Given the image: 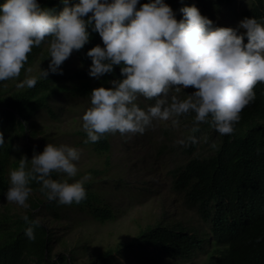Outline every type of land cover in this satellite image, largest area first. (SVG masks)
Returning <instances> with one entry per match:
<instances>
[{"label": "clouds", "instance_id": "1", "mask_svg": "<svg viewBox=\"0 0 264 264\" xmlns=\"http://www.w3.org/2000/svg\"><path fill=\"white\" fill-rule=\"evenodd\" d=\"M56 12L40 0L0 2V82L18 77L34 46L47 45L49 66L39 75H26L18 87H34L49 73H62L63 62L100 34L103 43L89 48V75L101 79L120 65L121 76L94 87L83 115L85 143L107 133L143 134L159 121L179 124V117L195 113L194 128L207 122L219 134L235 131L242 110L255 100V85L264 82V18L245 16L238 26H220L195 4L184 5L177 18L167 0H62ZM243 29V31H242ZM247 37V40H245ZM28 73L32 67L28 66ZM195 90L180 96L181 89ZM153 100L141 107L138 98ZM195 142L197 137L190 136ZM179 143H185L179 140ZM5 135L0 130V146ZM82 149L68 143L48 142L43 151L19 158L10 169L7 202L30 208L29 197L39 184L47 200L80 203L87 198L85 182L78 179ZM62 175L53 178L52 173ZM203 223L204 231L212 225ZM25 234L36 239L39 217L24 214ZM199 227V225H196Z\"/></svg>", "mask_w": 264, "mask_h": 264}, {"label": "trees", "instance_id": "2", "mask_svg": "<svg viewBox=\"0 0 264 264\" xmlns=\"http://www.w3.org/2000/svg\"><path fill=\"white\" fill-rule=\"evenodd\" d=\"M71 2L74 4L77 0ZM167 2L176 11L178 19L183 16L180 9L184 5L233 8L237 2L249 3L242 17L264 18V0ZM40 3L56 12L64 7L62 0H40ZM97 43L102 44L103 41L100 34L93 31L84 48L71 54L77 62L76 68H67L64 61L62 73L50 72L48 78L38 79L34 87H18L19 81L30 75L26 71L28 66L32 67L34 75H39L42 68L49 66L51 58L48 57L47 45L34 46L20 75L0 82V130L5 135V144L0 146V264H80L79 257H87L83 264H162L165 258H168V264H185L202 257L201 264H264V82L255 85V100L242 110L233 133L221 135L207 122H200L199 128H194L195 113H187L179 117L178 124L185 143L174 144L178 131L169 126L163 131L165 137L157 147L149 144L146 158L157 160L162 155L181 153L187 159L182 164L176 161L167 172L171 181L169 195L176 197V204H172L171 210H165L154 224L140 227L139 232L126 241L111 244L91 256H78L81 250L88 251L86 240L84 244L76 242L75 247L68 244L53 255L54 242L65 246L64 237L54 233L58 227L66 230L68 225L49 226L41 221L35 227L36 239L31 240L25 234L28 225L24 215L3 210L10 169L18 166L22 155L26 154L30 159L34 150L43 151L46 145V136L41 139V144H34L42 132V126L36 123L37 117L44 113L57 120L54 104L62 98H77L90 105L89 93L94 87L101 84L110 87L108 81L121 76L120 65L101 79L89 75L92 60L86 52ZM194 90V86H188L178 95L186 96ZM76 133L81 137L82 145L90 147L93 156L100 160V166L90 167L74 178L91 173L85 182L87 198L80 203L63 205L86 212L93 221L102 225L115 222L119 212L103 198L106 193L103 184L112 177L116 133H107L99 141L88 143H85V131ZM190 136L197 137V140H189ZM24 138L30 143H26L20 156L14 159L20 151L18 141ZM52 175L53 178L59 176L55 172ZM122 183L117 180V185ZM32 186L31 207L25 213L29 217H37L36 211L44 205L59 219L57 207L61 204L47 200L39 191L38 182L33 181ZM191 212L210 223L212 229L206 232L201 226L185 222L181 215Z\"/></svg>", "mask_w": 264, "mask_h": 264}, {"label": "rangeland", "instance_id": "3", "mask_svg": "<svg viewBox=\"0 0 264 264\" xmlns=\"http://www.w3.org/2000/svg\"><path fill=\"white\" fill-rule=\"evenodd\" d=\"M197 6L216 25L238 26L239 21L244 18L242 17V12L249 7V3L237 2L233 8L230 6L205 8L202 4ZM65 65L67 68L74 69L77 66V62L70 56L65 60ZM34 74L35 72L33 73V71L30 73V75ZM143 98L145 97L140 96L138 103L141 107L147 108L151 103L146 102ZM54 106L58 113L57 120L44 113L37 117L36 123L38 126H42L40 128L42 132L38 134L34 144H41V139L46 136V144L48 142L57 144L68 143L82 149L81 159L77 162L79 165L78 174L85 172L90 167H99L100 160L93 156L90 147L82 145L81 137L76 133L77 131H84L82 127L83 115L90 105L86 101L77 98H62ZM169 126H173L174 129L177 128L178 131L174 144L178 143L179 140H183L184 137L180 133L182 131L181 127L173 125L170 119L159 121L156 128L149 129L143 134H115L114 169L111 171V179H107V183L103 184V189L106 192L103 198L113 204L119 212L115 222L102 225L93 221L86 212H80L75 207L66 205L57 207V211L60 214L59 219L52 214V211L47 210L44 205L36 211L37 217L42 222H45L46 225H68L66 230L58 227L57 232L54 233L56 236L64 237L65 246L60 242H54L53 255H56L58 251L64 249L68 244L75 247L77 246L76 242L84 244L88 240V251L81 250V254L78 256H91L111 244L123 242L135 236L139 232L140 227L144 228L148 224H154L165 210L169 211L172 209V204L175 203L176 197L169 195L168 190L171 181L167 172L176 161L182 164L186 162L187 158L181 153L173 156L162 155L157 160L155 159L158 162L149 157L146 158V153L150 147L149 144L157 147L163 137H165L163 131ZM26 143H30L27 138L18 141L20 151H18V155L14 159L20 156ZM144 146L147 148H144ZM33 152L30 154V158ZM139 159H142V161L139 162ZM57 174L59 176L62 175L60 173ZM119 179L123 183L117 185V180ZM179 202L182 203L181 199H179ZM27 209L15 202H7V199L3 206L4 211L19 215H24ZM181 217L184 218L185 222L188 221L192 225L195 224L205 228L204 224L198 222L194 215L192 217L191 214H185V216L181 215ZM51 221L52 223H50ZM86 258L79 257L78 262L83 264L86 262ZM203 260L204 257L185 264H201ZM161 263L168 264V258L162 259Z\"/></svg>", "mask_w": 264, "mask_h": 264}]
</instances>
